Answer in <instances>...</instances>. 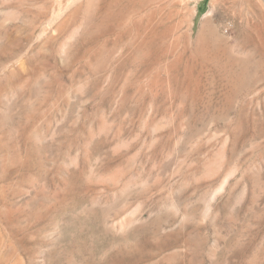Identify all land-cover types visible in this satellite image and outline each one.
<instances>
[{"label": "rangeland", "instance_id": "obj_1", "mask_svg": "<svg viewBox=\"0 0 264 264\" xmlns=\"http://www.w3.org/2000/svg\"><path fill=\"white\" fill-rule=\"evenodd\" d=\"M0 264H264V0H0Z\"/></svg>", "mask_w": 264, "mask_h": 264}, {"label": "bare ground", "instance_id": "obj_2", "mask_svg": "<svg viewBox=\"0 0 264 264\" xmlns=\"http://www.w3.org/2000/svg\"><path fill=\"white\" fill-rule=\"evenodd\" d=\"M222 1V0H221Z\"/></svg>", "mask_w": 264, "mask_h": 264}]
</instances>
